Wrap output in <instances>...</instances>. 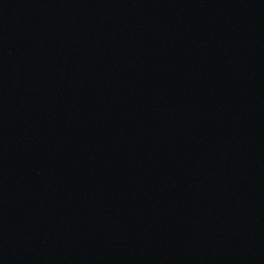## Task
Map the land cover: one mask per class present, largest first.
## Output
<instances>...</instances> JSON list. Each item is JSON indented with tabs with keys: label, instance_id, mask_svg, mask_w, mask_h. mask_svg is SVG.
Segmentation results:
<instances>
[{
	"label": "water",
	"instance_id": "obj_1",
	"mask_svg": "<svg viewBox=\"0 0 264 264\" xmlns=\"http://www.w3.org/2000/svg\"><path fill=\"white\" fill-rule=\"evenodd\" d=\"M0 264H264V0H0Z\"/></svg>",
	"mask_w": 264,
	"mask_h": 264
}]
</instances>
